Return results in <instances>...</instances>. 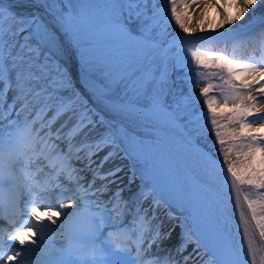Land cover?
<instances>
[{"label": "snow or ice", "instance_id": "obj_1", "mask_svg": "<svg viewBox=\"0 0 264 264\" xmlns=\"http://www.w3.org/2000/svg\"><path fill=\"white\" fill-rule=\"evenodd\" d=\"M38 6L52 16L51 23L35 16L17 19L15 13L8 12L6 27L5 6L0 5V222L10 229L5 231L0 226V264H34L33 254L50 257L39 264H174L168 259L161 262L147 256L152 245L165 237L159 230L152 232L143 209L137 208L130 223H126L124 217L130 210L120 193L110 199L109 208L98 199L107 184L94 188L97 179L114 182L109 177H115L122 169L116 167L108 172L102 169L121 152L140 165L141 177L150 178L143 150L132 148L137 143L135 139L115 125H108L89 141L88 133L104 126V119L93 120L84 105L80 104L83 110L78 111V99L58 95L71 84L59 69L60 79L45 74V70L50 71L48 64L42 65L39 72L34 71L37 55L46 51L50 53L46 59L51 60L62 52L65 42L79 49L84 59L83 45L93 23L89 10L94 5L85 0L67 3L41 0ZM105 7L111 10L113 30L145 50L158 47L155 33L163 32L169 25L191 36L196 31L189 27L194 7L200 13V31L206 30L209 11L216 10L220 20L208 25L215 35L190 40L181 37L174 43V47H183L190 57L193 88L199 82L204 83L195 99L181 96L169 102L164 95L166 81L157 85L155 77L144 74L132 85L137 102L140 96L145 97L143 110L137 107V102L123 103L115 106V110L130 117L151 120L163 117L168 123L182 124L190 139L197 142L205 133L211 136L215 154L223 157L220 167L239 209L246 244L244 249L221 241L203 246L215 264H264V249L257 248L253 238L258 232L264 240V57H237L216 47L229 40L234 44L258 40L264 52V16L256 17L258 9H264V0H108ZM246 16L249 20L258 19L261 27L252 31L250 25L247 33H234L226 28L241 27L238 21ZM24 31H29V37L17 47L16 38ZM30 39L36 41V47ZM199 43L204 47H186ZM213 79L220 83H213ZM9 92L14 93L10 102L6 100ZM201 98L205 105L203 116L194 108ZM21 111H29L31 119L21 121ZM65 116L75 119L70 132L63 133L65 125L54 131L53 126ZM79 133H83V141L75 145L72 137ZM63 141H67L66 151L60 146ZM106 148L109 151L97 163L93 157ZM202 156L208 166L216 167L212 154ZM73 157L82 168L76 166ZM83 171L93 173L86 186L82 183ZM61 177L74 185L71 195H65L70 189ZM244 187L250 190L243 193L247 213L241 204ZM165 190L152 184L150 192L141 191L140 199L151 196L152 206H158L165 200ZM72 208H75L72 212L65 211ZM193 220L199 229V217L194 216ZM105 228L112 229L106 236ZM54 250L59 257L51 259Z\"/></svg>", "mask_w": 264, "mask_h": 264}, {"label": "bare ground", "instance_id": "obj_2", "mask_svg": "<svg viewBox=\"0 0 264 264\" xmlns=\"http://www.w3.org/2000/svg\"><path fill=\"white\" fill-rule=\"evenodd\" d=\"M41 2L38 0H0V5L5 4L15 10H18L22 15L25 17H38L42 21H47L49 23L52 22V16L44 11L43 8L39 7L38 5ZM40 16V17H39ZM264 16V9H258L256 17ZM199 19L200 13L198 9L195 7L192 10V20L189 24V27L196 29L191 36H188L183 32V30L177 29L175 34L172 35L171 40L164 45H158V47L154 49H150V56L146 60L145 64L135 68L131 71L125 78L120 80L116 85L115 89H107L104 87L103 89H96L95 87L91 86L90 84L86 83L83 86L86 88L84 89L85 93L89 94L90 97L97 103H94L98 108L103 111V113L108 115L110 118L117 120L120 124L126 125L128 128H131L133 132L141 136V139L146 143L151 142V140L158 142V144H154L157 147H160L162 150V154L167 155V157H172V161L180 167L183 173L186 175L194 176L206 189L209 195V198L212 202V210L214 211L216 218L220 219L219 223H216V227L220 230V239H215L210 235L208 232L205 231L204 227L206 226L207 222L203 215H201L199 210H196L193 207L192 203H189L188 206L184 209H180V211L187 212L191 214L193 217L198 216L200 219V232L198 229V236L203 240L204 244L207 243H214L217 241H221L230 245H235L237 249H244L246 242L243 240L242 237V229L240 226L239 220V209L236 206L234 195L230 189L229 184L225 181L224 172L221 170L220 163L222 159L216 155L211 149L201 145L196 140H191L188 134L176 124L168 123L165 119L159 118L158 120H151V119H144V118H137V117H130L129 115L119 112L115 110V106H119L123 103L127 102L121 101V96L123 92L130 86V83L134 81V79L138 76H141L143 72L147 70H152L153 73L161 75V66L165 63V61H169L172 58V52L176 47H174V43L179 40L181 37L185 39H192L193 37H208L211 35H215L208 30V25L213 24V22H218L220 17L217 16L216 10L212 9L208 13V17L205 20L204 28L205 31L199 30ZM187 23V22H186ZM238 25L241 27H237L236 25H229L226 28L233 29L234 33H247L249 31V26L251 25L252 31H255L261 25L258 22V19L249 20L246 16L244 20L238 21ZM214 26V25H213ZM219 32H225V29H219ZM218 48L224 49L226 52L238 56V57H248L254 54L262 53L264 57V52L261 51L259 41H251V42H242L238 44H234L232 41H228L227 43H218L216 45ZM132 48L143 49L137 44H132ZM76 48L70 46L65 42L63 46L62 52L56 56L60 61L67 64L69 68H75L76 72L79 73L78 70V59L75 57L74 52ZM172 63L168 64L166 68L165 78L163 75L161 76V80H165L166 90L171 91V79H170V66ZM125 85H128L125 87ZM143 110V107L137 106ZM63 119H59L56 124L53 126V130L58 129L61 127ZM67 127V131L70 129V126L66 124L62 129L64 133V129ZM90 133H88L87 139L89 138ZM83 141V135L78 134V136H74L72 138V143L75 145H79ZM67 142H64V146ZM67 150V149H66ZM107 150V149H106ZM211 150V153L209 152ZM100 154V155H99ZM96 157H93L94 160L97 162L102 159L105 155V150L100 152ZM202 154H212L213 160H215L216 167L208 166ZM166 157V159H168ZM73 162L76 164L77 167L82 168L83 165L80 164L78 161L75 160L73 157ZM171 163V162H170ZM148 166H151L149 162H147ZM112 165V160L107 162L104 165L103 171H107L109 167ZM226 168V165H223ZM149 172L152 173L155 169L153 167L148 168ZM81 176L83 177L82 183L87 185L89 181L93 178V173L91 171H83L81 172ZM146 182H144V186H138L137 183L139 179H136L133 184L134 186L130 191L127 190V193L124 192V189L120 188L119 183L113 182L110 186H108L109 181H101L99 179L96 180L94 188H100L102 184H107V189L103 191L102 194L99 195L98 199L105 204L112 206L109 201L113 197V195L117 192L120 193V196L123 195L125 201L129 206H133L136 203L137 196L139 193L146 188L147 185L157 184L158 182L155 181L154 177H146L144 178ZM61 181L64 183L66 188H69L70 191L66 192L65 195H71L72 191H74V185L69 184L63 177H61ZM114 183H116L114 185ZM110 192H107V191ZM122 190V191H121ZM109 193V194H107ZM164 196L172 203V206L178 208L177 203L169 197V195L164 194ZM90 199H95V197H90ZM56 198L53 197V202H55ZM241 204L244 207L245 212L247 213L246 205L243 201V193L241 191ZM160 206V203L159 205ZM149 207V206H148ZM153 207H151L152 209ZM75 208L66 209L65 211L72 212ZM179 211V210H178ZM58 219H63L60 217ZM167 230L173 236V239L168 242L166 239V243L162 248V252L166 251L169 254L176 253L179 254L181 252V257H189V261L192 264H199V256L198 254V247L194 242H191L188 247L184 246L182 249L180 248V241H181V227L176 225L172 219H166L165 222ZM57 227L56 225H54ZM209 231V230H208ZM210 232V231H209ZM258 232L254 234V240L257 248L264 249L263 245L264 242L260 241L258 237ZM153 245L151 247V251L153 250ZM187 247V248H186ZM160 250L156 252L159 253ZM154 252V251H152ZM151 253V252H150ZM148 253V257H151V254ZM59 255V252L57 253ZM54 254H52L53 257ZM153 256V254H152Z\"/></svg>", "mask_w": 264, "mask_h": 264}, {"label": "rangeland", "instance_id": "obj_3", "mask_svg": "<svg viewBox=\"0 0 264 264\" xmlns=\"http://www.w3.org/2000/svg\"><path fill=\"white\" fill-rule=\"evenodd\" d=\"M41 2V0H38ZM90 0H85V2H89ZM94 1V0H91ZM49 3L52 2V0H48ZM57 2L67 3V0H57ZM73 2H78V0H73ZM190 2V0H189ZM108 3V0H95L92 5H94L93 8L89 10L90 14L93 17V23L89 27V31L87 36L85 37L84 45H83V51H84V59L82 60L80 58V50L78 49V60H79V70L81 79L83 82H87L91 86L95 87L96 89H102L105 85L104 81H107L108 84H110L113 88H115L117 83L122 80L124 77H126L131 71H133L135 68H138L144 64V61L150 56V51H147L145 49H138V48H132L131 42L127 41L123 36L118 34L113 28L111 27V10L109 8L105 7V4ZM157 6H160L159 4ZM11 12L10 9L6 11L5 16V25L6 27L9 25V21L7 19V13ZM25 17H21L20 15L17 16V19H21ZM187 22V21H186ZM135 26V25H134ZM177 28L174 25H169L164 29L163 32L157 31L155 33V37L160 42L157 43H165L167 41L170 34H175ZM25 37H29V31H24L20 33V36L17 37L18 45L25 43ZM34 40V39H33ZM35 41V40H34ZM33 47H36V41L34 44H32ZM186 47H189V45H186ZM198 47H204L198 45ZM190 48V47H189ZM29 55H32L29 53ZM41 54L37 55L35 57V66L34 71H40L41 66L44 65L41 60H39L38 57H40ZM46 55H50V53H46ZM174 61L176 62V67H186L187 71L190 70L192 72V66H190V57L188 56L185 49L182 47L181 51L177 53L176 56H173L170 60V62L167 60L165 63L161 66V75L155 74L152 72V70H147L146 72H143L144 74H149L150 76H153L156 78L157 85H159L161 81V76L163 75V78H165L166 74V68L168 67L169 63L172 64L170 66V75L172 78V72L174 70ZM49 68L52 66V69L45 70L50 74L54 70H57L60 68V65L57 62L51 61L50 64H48ZM172 68V70H171ZM197 70V69H196ZM203 69H200L202 71ZM87 73V74H86ZM82 74L85 76L83 77ZM141 75V76H142ZM141 76H138L130 83V86L123 92L121 96L122 102H127L128 100L130 102H137V95L132 90V85L138 80ZM83 77V78H82ZM68 80L71 81V77L69 75L66 76ZM173 82V79H172ZM191 82V81H190ZM213 83H220L218 81H213ZM116 85V86H115ZM192 85V82H191ZM115 86V87H114ZM171 86L173 89L171 91L166 90L164 88V95L168 98L169 102H172L175 100L178 96H184L177 95V90L175 88L174 83H171ZM204 86L203 82H199V86L193 88L191 93L186 95L191 96L192 98H196L199 93V88ZM76 88L70 84L69 87L60 90L58 92V95L66 98L70 94H73L75 92ZM14 93H8L7 96L9 99L7 101L12 100V96ZM82 97V96H81ZM80 98H78V101ZM202 98L197 100L194 108L200 113L201 116H203V111L199 110L198 105L201 102ZM83 102L81 100L77 104L78 111L80 110V104ZM129 103V102H128ZM146 103L145 97L140 96L137 102V106L144 107ZM202 108V105H201ZM86 109L90 111H95L96 109L94 107H91L87 103ZM29 111H23L22 114H20L21 119H26L28 117ZM90 114V113H89ZM91 115V114H90ZM92 115V119L96 120L95 117ZM14 117V116H13ZM163 118V117H161ZM28 119V118H27ZM74 119V118H73ZM106 124L104 126L97 127V129L93 132H90V135L95 136L96 138L98 132H102L105 130V128L108 125H115L119 129H124L129 133L131 137L135 139L137 143L132 145V148H135L137 151L143 150L145 156L147 157V162L151 164V166H148V168L151 169L153 167L155 170L151 173V176L154 177L155 181L158 182V186H162L165 188L164 194L169 195L178 205V208H175L172 206V203L165 197V200L160 201V206L157 209L156 217L153 222H151V230L152 232H155L156 230H159L163 238L161 241H159L154 247L153 250L155 254H158L157 250H162L164 247V244L166 243V239H171L170 233H167L166 228L164 226L166 219H172L176 225H179L182 227L183 232H185V229L188 230V232L191 235V242H194L197 246L198 243V229L196 225L194 224L193 216L187 212L180 211V209H184L186 207H189L188 204L192 203L193 207L196 210H199L201 215L205 218V221L207 222L206 226L204 227L205 231L208 232L212 237H214L216 240L220 239V230L216 227V223L220 222V219L216 218V215L214 211L212 210V202L209 198V195L207 193V189L192 175H186L182 172L179 166H177L173 161L172 157H167V155L162 154V149L160 147H157L154 144H158V142H155L151 140V142L146 143L141 139V137L135 132L132 131L131 128H126L123 125H120L116 123L115 121L109 119L106 117H103ZM165 119V118H163ZM202 123L204 121H201ZM179 126L186 132V129H184L182 124H179ZM84 131H88L85 129ZM187 133V132H186ZM139 142H142L139 143ZM199 143L204 145L205 147L211 149L215 153V148L213 147V141L209 134L205 133L203 137L199 138ZM127 145H122V147H125ZM221 159L223 157L221 155H218ZM166 157L168 159H166ZM171 162V163H170ZM117 164L119 167H121L122 171L119 173L116 178H110L111 181H115L119 183L120 188L124 189V192L127 193V190L130 191L132 187L134 186L133 182L136 179H139L137 185L138 186H144V178L140 176V165L137 164V162L131 157V156H125L123 152H121L117 158ZM133 173H135V177H133ZM112 182L110 183V185ZM116 183H114L115 185ZM126 187V191L124 186ZM152 185H147L145 190L146 193L150 192ZM144 190V191H145ZM248 191H250L248 189ZM171 193V195H170ZM109 194V193H108ZM176 197V198H173ZM151 197V196H149ZM152 198V197H151ZM124 201V198H121ZM179 201V202H178ZM148 203H145V200H139L135 207L132 208L130 211L131 218H127L128 214L124 217L125 221H131L132 217L135 215V212L137 208L143 209L144 212L149 210ZM179 210V211H178ZM148 217V215H147ZM157 224V226H156ZM166 225V224H165ZM199 226V232H200ZM191 228L193 230H191ZM210 232H209V231ZM200 247H198V250L201 254L205 255L207 251L204 248L203 240L199 238ZM159 251V252H160ZM202 258V257H201ZM210 261H206L202 264H209ZM211 264H214V261L211 260Z\"/></svg>", "mask_w": 264, "mask_h": 264}]
</instances>
